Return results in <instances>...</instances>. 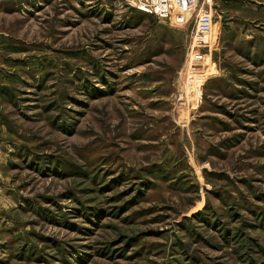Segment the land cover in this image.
Segmentation results:
<instances>
[{
	"label": "rangeland",
	"instance_id": "1",
	"mask_svg": "<svg viewBox=\"0 0 264 264\" xmlns=\"http://www.w3.org/2000/svg\"><path fill=\"white\" fill-rule=\"evenodd\" d=\"M191 20L0 0V264H264V0Z\"/></svg>",
	"mask_w": 264,
	"mask_h": 264
},
{
	"label": "built area",
	"instance_id": "2",
	"mask_svg": "<svg viewBox=\"0 0 264 264\" xmlns=\"http://www.w3.org/2000/svg\"><path fill=\"white\" fill-rule=\"evenodd\" d=\"M127 7L150 15L170 27L189 25L198 5L211 0H123Z\"/></svg>",
	"mask_w": 264,
	"mask_h": 264
}]
</instances>
